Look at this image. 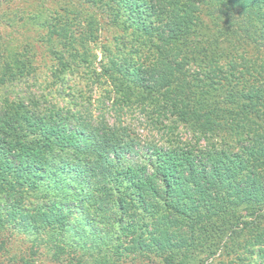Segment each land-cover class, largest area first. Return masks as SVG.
<instances>
[{"label": "trees", "instance_id": "obj_1", "mask_svg": "<svg viewBox=\"0 0 264 264\" xmlns=\"http://www.w3.org/2000/svg\"><path fill=\"white\" fill-rule=\"evenodd\" d=\"M16 1L0 0V87L46 91L0 98V236L55 233L59 264H264V0ZM99 12L125 43L98 45ZM74 76L97 89L87 107L55 99ZM87 225L109 242L94 260Z\"/></svg>", "mask_w": 264, "mask_h": 264}, {"label": "rangeland", "instance_id": "obj_2", "mask_svg": "<svg viewBox=\"0 0 264 264\" xmlns=\"http://www.w3.org/2000/svg\"><path fill=\"white\" fill-rule=\"evenodd\" d=\"M28 1V2H27ZM45 4L49 5L54 0H43ZM56 1V0H55ZM58 1V0H57ZM57 1L54 4H57ZM84 0H81L82 3ZM33 0H18L16 1L17 5L22 7L32 3ZM77 2V0H76ZM113 0H105V3L107 6L111 5ZM15 6V5H13ZM73 6H76V3L73 4ZM75 10V9H74ZM96 17L100 20L99 24V38H98V45L101 46L103 44L104 47H111L113 48L115 45L114 39L116 37H120L124 43L128 40L130 37L128 33L129 31H123L120 28H115L109 23V17H107L104 13L99 12ZM128 44V43H127ZM43 57V55H41ZM85 80L77 77H73L72 80L69 78L65 82V92L61 95L58 93H55V99L57 100V103L61 106H67V102L69 98L72 96L75 99V103L78 106H82L84 103V107H87V104L85 101L88 100V97H91L93 94L92 90H97L94 86L87 87ZM78 82V87H75L78 90H74V92H68V86L74 87L73 83ZM28 85H24L22 82L15 84V86L12 87H0V98L2 97H11L12 91H21L26 93H35L37 95H40L44 93L46 90L43 89V84L40 82H36L35 84L28 83ZM59 87V86H58ZM14 89V90H12ZM58 89V88H57ZM100 93V88H98ZM82 93V97L80 96ZM83 98H86L85 100ZM73 106H71L72 108ZM141 117V113H133V116L129 118V123H132L134 125L135 133L141 136L151 137V131H149L147 128L146 130L142 128V126H139L138 122ZM182 136H187L186 131L183 128L179 129ZM53 192V191H51ZM8 201V199H7ZM2 206L8 205V202L2 201ZM74 206H69V209H67V213L69 211L72 212V217L69 219L70 222L74 223L79 227L83 226L85 223V215L83 213L82 205H79L78 211L74 209ZM85 231L80 232V236L78 238V245H79V252L84 254L85 258L90 257L94 260V257L98 256L101 253H105L108 249L107 246L109 244L108 241H103L104 239H100V234L94 233L92 230H90V226H84ZM57 231V230H56ZM41 234H38L36 236H31L29 238L26 237L23 234H15L14 232L11 233L8 231V234L0 236V264H59L55 258L51 254V249H55V245L59 243L57 236L54 234L49 235L48 237H41ZM35 237V238H34ZM33 241V248L31 246L30 240ZM6 246L9 248L8 251H2L1 247ZM35 248V249H34ZM34 249V250H33ZM112 249H110V252L112 253ZM16 252H23L26 255V258H9V255H14ZM126 255V254H123ZM19 256V255H18ZM122 258L120 260H116V264H152L155 256H144L142 254H136L131 253L127 256H121ZM198 259V258H197ZM210 261V260H209ZM252 264L259 263V259H252Z\"/></svg>", "mask_w": 264, "mask_h": 264}]
</instances>
